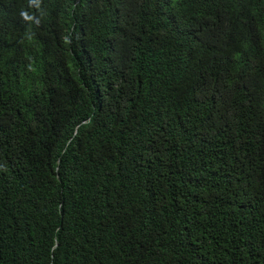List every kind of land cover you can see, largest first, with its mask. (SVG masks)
Wrapping results in <instances>:
<instances>
[{
	"label": "trees",
	"instance_id": "1",
	"mask_svg": "<svg viewBox=\"0 0 264 264\" xmlns=\"http://www.w3.org/2000/svg\"><path fill=\"white\" fill-rule=\"evenodd\" d=\"M0 264H264V0H0Z\"/></svg>",
	"mask_w": 264,
	"mask_h": 264
}]
</instances>
